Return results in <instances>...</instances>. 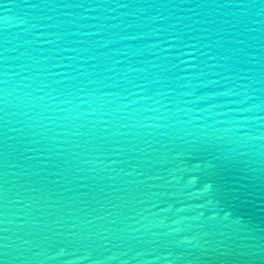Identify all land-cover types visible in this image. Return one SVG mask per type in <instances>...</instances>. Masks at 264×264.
I'll list each match as a JSON object with an SVG mask.
<instances>
[{
  "label": "water",
  "instance_id": "95a60500",
  "mask_svg": "<svg viewBox=\"0 0 264 264\" xmlns=\"http://www.w3.org/2000/svg\"><path fill=\"white\" fill-rule=\"evenodd\" d=\"M0 264H264V0H0Z\"/></svg>",
  "mask_w": 264,
  "mask_h": 264
}]
</instances>
